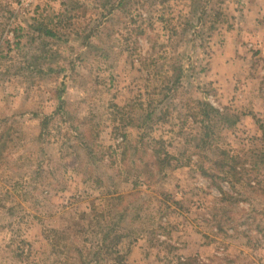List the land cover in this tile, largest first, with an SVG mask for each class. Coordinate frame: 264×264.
I'll return each mask as SVG.
<instances>
[{"label":"rangeland","instance_id":"1","mask_svg":"<svg viewBox=\"0 0 264 264\" xmlns=\"http://www.w3.org/2000/svg\"><path fill=\"white\" fill-rule=\"evenodd\" d=\"M64 1L0 0V264H119L116 231L123 264H264V0H78L37 31Z\"/></svg>","mask_w":264,"mask_h":264},{"label":"trees","instance_id":"2","mask_svg":"<svg viewBox=\"0 0 264 264\" xmlns=\"http://www.w3.org/2000/svg\"><path fill=\"white\" fill-rule=\"evenodd\" d=\"M118 5H121L123 0H118L117 1ZM81 5V2L78 0H69V2L64 1L63 2V6H65L59 13H53L52 15L48 14L46 17L42 18L41 20L36 21L35 23V28L37 29V31L39 32H44L46 35H50V36H57V34L59 33V26L61 24L62 21H64L65 19H70L73 18L76 15L77 11V7H79ZM204 13H205V8L203 9ZM202 22V18L200 17L197 20V24H196V35L197 32H199V27H198V23ZM204 36L206 38L207 35L202 34V36H200L202 38V40H204ZM92 36L90 34H87L85 37L86 42L88 40H90ZM88 44V43H87ZM204 45V42L201 43V46ZM180 68V67H179ZM182 69V67H181ZM181 69H179V73L177 74L176 77V82L179 83L180 79H181ZM63 92H64V88L62 89V91H59L57 94V98H58V105L56 107V109L53 111V114L51 115H46L44 116L43 120L40 122V126L42 129L46 128L48 125V121L49 119H52L54 114H59L61 112V109L63 108L64 104H65V99L63 96ZM198 105H200L199 111H197L196 114H203V116H205V119L202 120V122L204 124L203 127L209 129L211 127V124H214L215 122H220V120L222 118H225V114L223 112H221V110L211 106L209 103L204 102V101H197ZM151 112V111H150ZM152 113V112H151ZM150 116V113L147 115ZM201 122V121H200ZM139 125H137V128ZM7 135L5 132L0 134V157H1V152L3 149V145H5L6 138ZM156 142V141H155ZM157 147H154L151 151V157L154 159V162L159 163V164H163L168 162V158H170V155L168 154V152L164 151V147L162 146V149L159 146V149L156 150ZM137 149V148H135ZM161 152L164 153V155H161ZM148 163V162H147ZM123 197H125L124 195H117V197H114V199L116 198H121L120 200L123 199ZM109 229V225L105 228V232L104 235H102L101 241H105L109 238V236L111 235L113 229L111 230H107ZM52 232L54 233V236H58L59 234H61L64 237L65 240V246H68L70 244V235L68 234V232H65V230H52ZM48 241H50L51 239H49V237H47ZM68 239V240H67ZM123 239H124V234L121 231H116L115 236H114V248L115 250L113 251L115 254V262L119 263V264H123V258H124V254L126 252H128L129 249L124 250L123 249ZM72 242V241H71ZM51 244V242H50ZM75 249L78 252V258L80 259L81 264H91V262L88 260L87 262L85 261V258L83 257V247L79 246V245H75ZM71 257H66L64 262L62 264H75V263H71ZM100 260V259H99ZM99 262V261H98Z\"/></svg>","mask_w":264,"mask_h":264}]
</instances>
